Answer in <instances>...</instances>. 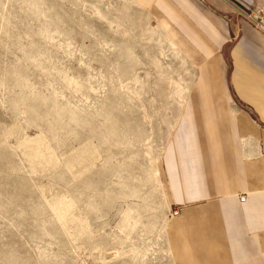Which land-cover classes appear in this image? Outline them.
Here are the masks:
<instances>
[{"label": "rangeland", "instance_id": "374dc122", "mask_svg": "<svg viewBox=\"0 0 264 264\" xmlns=\"http://www.w3.org/2000/svg\"><path fill=\"white\" fill-rule=\"evenodd\" d=\"M193 53L139 0H0V264H176Z\"/></svg>", "mask_w": 264, "mask_h": 264}, {"label": "crops", "instance_id": "0c3cea01", "mask_svg": "<svg viewBox=\"0 0 264 264\" xmlns=\"http://www.w3.org/2000/svg\"><path fill=\"white\" fill-rule=\"evenodd\" d=\"M139 1L203 61L171 165L174 199L188 204L170 224L176 264H264V33L229 11L259 0Z\"/></svg>", "mask_w": 264, "mask_h": 264}, {"label": "bare ground", "instance_id": "6f19581e", "mask_svg": "<svg viewBox=\"0 0 264 264\" xmlns=\"http://www.w3.org/2000/svg\"><path fill=\"white\" fill-rule=\"evenodd\" d=\"M154 4H156V3L154 2ZM158 4H160V3H158ZM167 4H168V2H167ZM168 5H170V4H168ZM160 6H161V5H159V6H157V7H160ZM170 6H171V5H170ZM162 7H163V6H161V9H163ZM171 7H172V6H171ZM164 9H165V8H164ZM164 9H163V10H164ZM172 9L174 10L173 7H172ZM177 10H178V9H177ZM177 10L175 11V13H176V12H179V10H178V11H177ZM194 11H195V10H194ZM187 12H188V11H187ZM165 13H166V12H165ZM180 14H181V13H180ZM180 14H179L178 16H180ZM176 15H177V14H176ZM168 16H169V15H168ZM170 18H171V17H170ZM183 18H184V17H183ZM171 19H172V18H171ZM173 19H174V18H173ZM184 19H187V18H184ZM162 22H163V21H162ZM185 22H186V21H185ZM198 22H200V21H198ZM163 23L165 24V26H166V27L169 29V31L171 32V34H172V36H173V39L176 40V41L181 45L182 48L186 49L187 53H191L192 51H191V50L185 45L186 43H183V42L177 37V34H175V33L173 32V30H172L169 26H167V24H166L165 22H163ZM186 25H189V23L186 24ZM179 27H181V26H179ZM190 27H191V26H190ZM190 27H189V28H190ZM202 28H203V27H202ZM190 29H191V28H190ZM192 29H194V28H192ZM203 29H205V28H203ZM179 30H181V28H180ZM206 30H207V29H205V30H202V29H201L202 32H203V31L206 32ZM183 32H184L185 34H187L185 31H183ZM207 32H208V31H207ZM207 32H206V33H207ZM177 33H178V32H177ZM210 33H211V32H210ZM188 34H189V33H188ZM204 34H205V33H204ZM196 35H197V34H196ZM207 35H209V34L207 33ZM210 36H211V35H209L208 38H209ZM190 37H191V36H190ZM198 37H199V36H198ZM201 37H202V36H201ZM187 38H188V37H187ZM191 38H192V37H191ZM202 38H203V37H202ZM202 38H200V39H202ZM188 39H189V38H188ZM189 40H190V39H189ZM193 40H194V39H193ZM194 41H195V40H194ZM202 41H203V39H202ZM191 42H192V41H191ZM191 42H189V43L191 44ZM175 43H176V42H175ZM206 43H207V42H205L204 44H206ZM195 44H198V42H196ZM198 52H199V50H198ZM193 54H194V53H193ZM200 54H201V52H200ZM199 56H201V55H199ZM201 58H202V57H201ZM216 58H217V57H216ZM201 60H202V59H201ZM219 63H220V62H219ZM202 65H203V64H202ZM202 65H201V67H202ZM203 67H204V66H203ZM212 67H214V66L212 65ZM213 69H214V68H213ZM204 70H205V68H204ZM221 70H222V69H221ZM202 71H203V70H202ZM219 71H220V70H219ZM220 73H221V72H220ZM201 74H202V73H201ZM202 76H204V75H202ZM214 76H216V75H214ZM200 77H201V76H200ZM204 78H205V77H204ZM204 80H205V79H204ZM206 84H207V82L205 81V85H206ZM220 86H222V85H220ZM204 88H205V86H204ZM206 88L208 89V87H206ZM224 89H225V88H224ZM224 89H223V91H224ZM221 92H222V91H221ZM224 96H225V94H224ZM222 98H223V97H222ZM225 98L227 99L228 96L225 97ZM218 101H219V100H218ZM222 101H223V99H222ZM191 102H192V101H191ZM191 102H190V103H191ZM212 110H213V109H212ZM209 112H210V111H209ZM212 112H213V111H212ZM208 114H211V113H208ZM205 117H206L207 119L209 118V117H207V115H206ZM220 117H221V116H220ZM208 120L210 121L211 118H209ZM215 121H216V120H215ZM206 122L208 123V125H209L210 123H212V122L209 123L207 120H206ZM217 122H219V121H218V120L216 121L217 126L220 125V124L217 123ZM192 123H193V122H192ZM207 123H206V124H207ZM190 124H191V123H190ZM204 125H205V124H204ZM224 125H225V124H224ZM211 126H212V125H211ZM228 126H229V125H228ZM209 127H210V125H209ZM191 128H192V127H191ZM212 128H213V127H212ZM206 129H207V127H206ZM222 129H223V128H222ZM218 130H219V129H218ZM185 132H186V131H185ZM215 132H216V131H214L213 133H215ZM175 140H176V139H175ZM173 141H174V140H173ZM195 142H196V141H195ZM194 149H195V148H194ZM222 150H223V149H222ZM183 152H184V151H183ZM185 152H186V151H185ZM185 152H184V153H185ZM225 153H226V152H225ZM185 154H186V153H185ZM184 156H185V158H187L186 155H184ZM221 156H222V155H221ZM195 157H196V156H195ZM198 157L200 158V156H198ZM185 158H184V159H185ZM196 158H197V157H196ZM184 161H185V160H184ZM187 161H188V160H187ZM195 161H196V160H195ZM198 162H199V161H198ZM225 162H226V161H225ZM185 163H186V162H185ZM200 163H201V162H200ZM177 166H178V165H177ZM184 166H185V165H184ZM184 166H183V167H184ZM189 166H190V165H189ZM179 167H180V165H179ZM190 168H192V167L190 166ZM190 168H189V169H190ZM182 171H183V169H182ZM183 172H185V171H183ZM200 173H201V172H200ZM186 174H188V173H186ZM186 176H187V175H186ZM186 176H185V177H186ZM185 180L188 181V180H187V177L185 178ZM201 180H203V178H202ZM201 180H200V181H201ZM192 182H193V181H192ZM189 184H190V183H189ZM193 184H194V183H193ZM193 184H192L191 186H192V188H193V187L195 188V186H194ZM188 187H189V185H188ZM247 187H248V186H247ZM173 188H174V187H173ZM175 191H177V190H175ZM196 191H197V190H196ZM232 192H233V191H232ZM194 193H195V192H194ZM194 195H195V194H194ZM182 231H183V230H182ZM183 232H184V231H183ZM174 234H175V233H174ZM174 234H173V235H174ZM228 234H230V233H228ZM173 235H172V236H173ZM175 235H176V234H175ZM181 235H182V233H181ZM172 236H171V238H172ZM174 237H175V236H174ZM183 238H184V237H183ZM176 239H177V238H176ZM183 240H184V239H183ZM174 241H175V239H174ZM174 241H173V242H174ZM184 242H185V241H184ZM186 242H187V240H186ZM186 242H185V243H186ZM175 243H176V241H175ZM177 243H179V242H177ZM177 243H176V244H177ZM181 243H182V242H181ZM172 245H173V244H172ZM184 246H186V244H184ZM177 247H178V245H177ZM172 248H173V247H172ZM174 248H175V247H174ZM174 248H173V249H174ZM187 248H188V247H187ZM175 249H176V248H175ZM177 250H179V249H176V251L174 250V251H175V252H174L175 254H177V253H176ZM207 251H209V250H207ZM178 253H181V252L178 251ZM187 255H189V254H187ZM259 255H260V254H259ZM181 256H182V255H180V257H181ZM209 257H211V256H209ZM177 258H178V257H177ZM180 259H182V258H180ZM187 259H188V257H187ZM263 260H264V258H263ZM183 261H184V260H183ZM238 261H239V260H238ZM181 263H182V262H180V264H181ZM183 264H184V263H183Z\"/></svg>", "mask_w": 264, "mask_h": 264}, {"label": "built area", "instance_id": "2783aa9c", "mask_svg": "<svg viewBox=\"0 0 264 264\" xmlns=\"http://www.w3.org/2000/svg\"><path fill=\"white\" fill-rule=\"evenodd\" d=\"M240 11H242L240 13V15L242 17H244L249 22H252L259 30H261L264 33V16L254 17L255 20L253 19V21H252L251 16L248 14L247 11H245V10H240ZM240 199H241V201H243L244 197L242 196Z\"/></svg>", "mask_w": 264, "mask_h": 264}]
</instances>
